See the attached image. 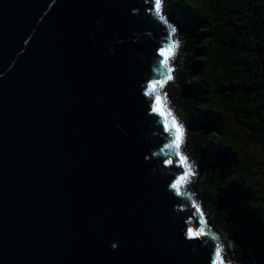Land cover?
<instances>
[{"label":"water","instance_id":"water-1","mask_svg":"<svg viewBox=\"0 0 264 264\" xmlns=\"http://www.w3.org/2000/svg\"><path fill=\"white\" fill-rule=\"evenodd\" d=\"M177 28L154 0H0V264H253L224 258L148 104L169 112Z\"/></svg>","mask_w":264,"mask_h":264},{"label":"trees","instance_id":"trees-1","mask_svg":"<svg viewBox=\"0 0 264 264\" xmlns=\"http://www.w3.org/2000/svg\"><path fill=\"white\" fill-rule=\"evenodd\" d=\"M162 6L180 30L170 92L189 128L183 144L201 166L208 227L231 241L226 260L264 264V171L250 159L264 149V0Z\"/></svg>","mask_w":264,"mask_h":264},{"label":"snow or ice","instance_id":"snow-or-ice-1","mask_svg":"<svg viewBox=\"0 0 264 264\" xmlns=\"http://www.w3.org/2000/svg\"><path fill=\"white\" fill-rule=\"evenodd\" d=\"M154 8L156 11L157 16H159V18L161 20L164 19L163 16L160 15V10H161V0H154ZM176 48V44L172 43L167 50H159L158 54L163 56L164 59L161 61L162 64H164V66L167 68V57L172 55L173 50ZM172 69L168 68V72L171 73ZM172 76L169 75L167 76L165 81H154V82H150L148 85L149 91H145L144 92V96H149L151 94V89L154 87V85H159V86H163L164 83L167 82V80H171ZM150 110L152 113H157L160 114L162 116H167V117H171V113H166L162 107V103L160 101L159 96L153 97L152 100H150L148 102ZM164 130L167 131H174L175 136H174V145L177 148V150H179V146L180 143L182 141V128L181 126L177 123V121L175 120V118H171V126L169 125L168 122L164 123ZM177 155L179 156L180 153L179 151H177ZM181 160L183 161L185 158L184 157H180ZM169 162L165 161V164L167 165ZM191 174V173H189ZM184 177L181 176L180 179L173 181L172 183L168 184L167 187L171 188L173 190H176L178 188V185L180 184V181L183 180ZM180 193L177 192V195H179ZM186 238L189 240H194L197 237L193 235V232L191 230H188V232L186 233ZM113 247H115V245H113ZM215 259H213L212 264H223V258L220 256V252L219 249L216 250V252L214 253Z\"/></svg>","mask_w":264,"mask_h":264},{"label":"rangeland","instance_id":"rangeland-1","mask_svg":"<svg viewBox=\"0 0 264 264\" xmlns=\"http://www.w3.org/2000/svg\"><path fill=\"white\" fill-rule=\"evenodd\" d=\"M162 10H163L162 13H165V9H164L163 6H162ZM177 29L178 30L176 32L175 41H179V39H180V30H179V28H177ZM176 46L177 47H176V51H175V55H174V61H172L173 62L172 64L175 65V67L177 66V64H178V62H179V60H180V58L182 56L180 45H178V43H177ZM170 89H171V83L167 84V86H166V92H165V96L167 98V102L166 103L168 105H170V107L173 108L174 115H175L176 119L179 121V123H180V125L182 126V129H183V134L185 136V140H184L183 143H186L187 132H188L189 128L184 123L183 117H182L181 113L178 111V108H177L175 102L172 99L173 97H172V93L170 92ZM187 148L188 147L186 145H184V149H185L186 153L188 152ZM250 152H251L250 159H251L252 163L254 165H256V166H259L264 171V149H262V148H260L258 146H255L254 149L250 150ZM187 154L197 164L198 168L201 169V166L196 161L195 157L191 153H187ZM256 161H258V163H255ZM201 174H202V172H199V175H198V177H197V179L195 181V184L193 186L194 187V191H195L194 193H195L197 199L200 200V203H201V205L203 207L202 209H203V211H204V213H205V215H206V217H207V219L209 221V216L210 215L207 212L208 206L204 202V199H203V197H202V195H201V193L199 191V184H200V180H201ZM212 229H213V231H214V233L216 235H218L220 238H222V241L224 242V246H225V252L228 255V257L230 258L231 255H232L231 241L226 239L224 237V234H222L220 230L215 229V228H212Z\"/></svg>","mask_w":264,"mask_h":264}]
</instances>
